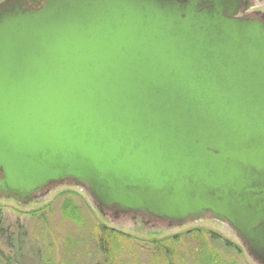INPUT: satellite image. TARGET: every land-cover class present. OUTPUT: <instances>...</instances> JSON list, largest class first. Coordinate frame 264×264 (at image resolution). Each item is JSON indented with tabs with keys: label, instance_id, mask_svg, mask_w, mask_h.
<instances>
[{
	"label": "water",
	"instance_id": "95a60500",
	"mask_svg": "<svg viewBox=\"0 0 264 264\" xmlns=\"http://www.w3.org/2000/svg\"><path fill=\"white\" fill-rule=\"evenodd\" d=\"M239 6L1 2L0 199L69 181L103 217L226 224L264 264V21Z\"/></svg>",
	"mask_w": 264,
	"mask_h": 264
},
{
	"label": "rangeland",
	"instance_id": "374dc122",
	"mask_svg": "<svg viewBox=\"0 0 264 264\" xmlns=\"http://www.w3.org/2000/svg\"><path fill=\"white\" fill-rule=\"evenodd\" d=\"M260 7L264 15V5ZM42 194L26 206L0 199L6 229L14 237L10 242L7 236L0 238V264H164L161 248L166 254L173 251L166 257L175 264H257L229 226L209 218L179 225L135 221L132 215L111 211L103 217L90 195L69 181ZM99 226L121 235L112 243L108 260L99 252ZM205 232L217 234L219 241ZM15 238L24 241L20 251Z\"/></svg>",
	"mask_w": 264,
	"mask_h": 264
},
{
	"label": "trees",
	"instance_id": "16d2710c",
	"mask_svg": "<svg viewBox=\"0 0 264 264\" xmlns=\"http://www.w3.org/2000/svg\"><path fill=\"white\" fill-rule=\"evenodd\" d=\"M71 207V206H70ZM205 234L211 238L212 241H216V243L219 241V236L215 233H211V232H205ZM8 241H12L13 240V235L8 233V230L6 229L5 226V216L4 213L0 210V238L1 237H6ZM121 237L120 234L116 233V231L112 230V229H108L105 226H99L98 229V247H99V252L100 254L103 256L104 259L108 260V258L110 257V252L111 249L110 247L112 246V243L116 240H118V238ZM16 241V245L19 247V251L22 250V245L24 244L20 238H15ZM156 245V250H160V244L155 243ZM163 250V253H160L161 257L166 258V260L164 258L163 259V263L164 264H175L174 260L172 259H167V257H172L169 256V253H172L173 251H167V254L165 253V249L161 248ZM171 255V254H170ZM167 256V257H166ZM107 264V262H106Z\"/></svg>",
	"mask_w": 264,
	"mask_h": 264
},
{
	"label": "flooded vegetation",
	"instance_id": "af4514ba",
	"mask_svg": "<svg viewBox=\"0 0 264 264\" xmlns=\"http://www.w3.org/2000/svg\"><path fill=\"white\" fill-rule=\"evenodd\" d=\"M4 0H0V3L3 2ZM240 6L238 8L239 10V14H238V18L245 20V21H264V15L263 12L261 10V5H264V0H238ZM29 7H34V9H38L36 8L35 5H32L29 3ZM113 212L115 215H119V212L117 210H111V209H106L105 210V214L106 212ZM132 215V219H134L135 221H137L138 218H141V221L143 222V219H148L151 222V219L157 220V221H161L157 218H154L150 215H146V214H142V213H126V214H121V215ZM164 222V221H163Z\"/></svg>",
	"mask_w": 264,
	"mask_h": 264
}]
</instances>
